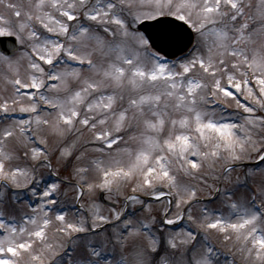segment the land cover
<instances>
[{
    "label": "snow or ice",
    "instance_id": "obj_1",
    "mask_svg": "<svg viewBox=\"0 0 264 264\" xmlns=\"http://www.w3.org/2000/svg\"><path fill=\"white\" fill-rule=\"evenodd\" d=\"M0 9V43L13 38L0 65L14 77H4L12 94L0 96V122L12 121L0 127V184L37 196V169H50L56 151L67 162L85 130L98 154L75 155V200L89 198L75 221L55 208L57 183L22 222L0 210V264L25 254L28 264H221L212 230L234 236L245 264H264V179L247 183L264 177V0H29L27 10L0 0ZM166 49L181 55L170 60ZM232 102L239 116L225 114ZM17 111L27 118L14 120ZM133 128L136 147L119 149ZM219 161L209 199L222 197L223 207L197 216L196 188L175 173L195 178ZM238 167L249 169L243 185L237 177L221 189ZM240 186L251 195L237 198ZM50 213L70 243L49 242Z\"/></svg>",
    "mask_w": 264,
    "mask_h": 264
},
{
    "label": "rangeland",
    "instance_id": "obj_2",
    "mask_svg": "<svg viewBox=\"0 0 264 264\" xmlns=\"http://www.w3.org/2000/svg\"><path fill=\"white\" fill-rule=\"evenodd\" d=\"M13 2L21 5L23 7V10H27L29 0H13ZM0 11H3V9H0ZM193 36H194V45H195L197 42V37L195 34H193ZM192 47L193 45L191 46V48ZM18 54L19 53H17V55ZM93 59L99 61L101 57L99 56V54H97L93 57ZM175 59L176 58L171 60H175ZM19 71L21 75L25 74L26 62L20 67ZM198 74H199V70H197V72L194 73V75H198ZM5 76H7L8 78H14L11 70H9L4 65H0V96H10L13 91L11 86L6 83L4 79ZM72 86L73 88L77 87L75 82H73ZM240 99L242 102H244L243 97H240ZM240 113H242V109L241 110L236 109L235 103L232 102L231 106L227 109V112L225 114L232 117H236L239 116ZM22 114H20L19 117H13V119L14 120H19L21 118L26 119L27 114H23V115ZM11 122L12 121L0 122V127H3ZM42 134L47 135L48 130L42 129ZM134 134H138V130L136 128H133L132 131L124 134V140L127 143L126 144L121 143L119 145V149H123L125 147L135 148L136 143L134 141L129 140V137ZM163 135L166 136L167 131H165ZM76 138H77L76 135H73L69 138V141L75 140ZM56 140H57L56 137H49L50 150L56 147ZM90 140H91V134L87 130H85L83 136H81L79 139V142L77 144L78 150L76 151L75 155H79L80 152L85 151V147H87L88 149L87 161L96 159L98 154L92 151L94 145L91 144L87 146L85 145V142ZM15 143L16 141L14 139L10 140L8 142V147L12 148L15 145ZM119 149L117 148V146H113L112 149L113 155L116 156V158L121 159L124 163H127L128 156L126 154L121 152L118 156L116 155ZM75 155H73L71 158L68 159L67 162H65L64 160L59 159L58 151L53 152V154L51 155V168L49 169L41 165L37 169V179L40 180V183L36 186L37 196L35 197L31 195V189H29L27 192L16 190L15 193H13L11 189L5 188L2 184H0V198H2V202H0V210L4 211L5 216H14L18 222H22V218L25 216V214L32 215V208H35L41 202L40 196L42 195V192L44 191L45 187L48 184L57 183L59 184V190L53 193L51 197L52 199H56L58 201V203L55 205V208L57 210L62 209L67 214V219L70 222L75 221L77 219V216L75 214L78 211V203H86L89 200L87 194H85L83 200L79 202L75 200L76 190L74 188V185L76 183V178L71 175L72 168L75 164ZM104 159L107 160L109 159V157L105 156ZM87 161L82 163H86ZM21 163L23 164V162ZM222 163H223L222 161L217 162L212 169H209V166L206 163L204 167L201 169L198 176L195 178L191 176H186L183 174V172L175 173L176 178L179 182L185 184H191L196 188L198 192V198L201 201L200 204L193 205L195 214L197 216H199V209L203 206H207L209 210L220 209L223 207L221 203L222 197L218 196L215 199H208V197L217 187L216 177L220 175ZM248 171H249L248 167L236 168L235 171H233L231 174L232 182L231 183L220 182L219 187L221 189L225 187L232 188L233 185L236 184L237 177H239L240 184L243 185ZM66 178H68L67 181ZM88 178L90 181L97 180V173L94 170L90 171ZM261 179H264V177H262L261 174L257 173L255 177H247V183L250 187L255 189L256 184H258L261 181ZM122 189L125 192L131 191V187L128 184L123 185ZM250 195L251 194L243 186L238 187L235 191V196L237 198L248 197ZM147 202L151 203L154 208H159V204L157 202L150 200ZM224 212L225 214H227L226 209H224ZM50 215L52 216L53 223L47 229L49 242L59 243L62 241H67L70 243V240L67 237L57 234L55 232V229L58 227V223L55 221V213H50ZM169 227L171 228V226ZM207 239L210 245H212L215 249L219 250L220 253L219 259L221 264H225L226 261H234V264H245V261L243 259V254L238 251L240 245L235 241L234 236L232 239L225 240L222 234H220L216 230H212L207 233ZM39 247L40 245H37V248ZM28 261H29V257L25 254L21 260V264H28Z\"/></svg>",
    "mask_w": 264,
    "mask_h": 264
},
{
    "label": "water",
    "instance_id": "obj_3",
    "mask_svg": "<svg viewBox=\"0 0 264 264\" xmlns=\"http://www.w3.org/2000/svg\"><path fill=\"white\" fill-rule=\"evenodd\" d=\"M147 23H152L151 21L147 22ZM151 31V30H149ZM13 40V38H6L3 40L2 43H0V50H3L4 48H8L10 49L11 48V41ZM192 41H193V35H192ZM191 44L188 45V47L190 46ZM187 50V48L184 49V51ZM167 53H168V58H171L173 56H176L178 54H180L179 51H176L175 49H166Z\"/></svg>",
    "mask_w": 264,
    "mask_h": 264
}]
</instances>
